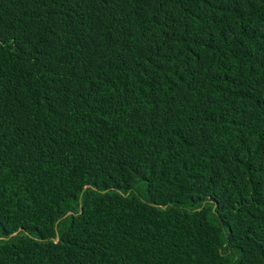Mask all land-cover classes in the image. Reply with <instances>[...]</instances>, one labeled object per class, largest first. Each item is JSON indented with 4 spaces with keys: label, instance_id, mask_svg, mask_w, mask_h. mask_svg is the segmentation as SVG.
Returning <instances> with one entry per match:
<instances>
[{
    "label": "trees",
    "instance_id": "trees-1",
    "mask_svg": "<svg viewBox=\"0 0 264 264\" xmlns=\"http://www.w3.org/2000/svg\"><path fill=\"white\" fill-rule=\"evenodd\" d=\"M0 264H264V0H0Z\"/></svg>",
    "mask_w": 264,
    "mask_h": 264
}]
</instances>
